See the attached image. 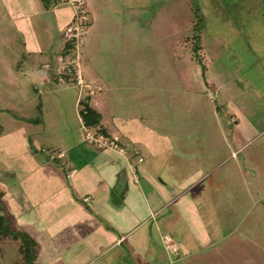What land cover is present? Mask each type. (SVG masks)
Returning <instances> with one entry per match:
<instances>
[{
    "label": "crops",
    "instance_id": "1",
    "mask_svg": "<svg viewBox=\"0 0 264 264\" xmlns=\"http://www.w3.org/2000/svg\"><path fill=\"white\" fill-rule=\"evenodd\" d=\"M14 1L22 15L16 21L25 37L23 66L28 85L60 93L64 102L73 92L79 124L70 141L58 136L62 144L57 153L35 146L40 157L31 159L18 189L8 184L0 190L7 216L37 243V264H161V252L170 256L180 250L189 255L218 249L223 185L218 177L206 180L209 161L222 152L218 146L210 152L197 150L196 142L203 141L189 135L192 126L185 129L191 125L185 114L190 117L201 95L192 93L190 85L184 87L191 92L181 93L177 87L157 89L145 83L142 57L135 55L131 58L136 63L132 61L130 67L123 61L119 73L95 65L80 67L81 74L101 87V94L84 96L72 78L68 83L58 75L70 61L63 32L72 11L51 4L45 8L41 0ZM88 61L83 57L80 64ZM208 100L205 96L210 106ZM80 102L100 115L98 126L83 125ZM220 108L217 105L209 112L215 116ZM227 116L224 122L235 145L231 158L236 172L245 177L244 170L255 172L264 165V149L245 152L254 140L251 129L247 127L249 134H245L239 129L241 123ZM101 129L107 137L130 143V154L123 156L86 141V133ZM260 158L263 162L256 164ZM247 199L246 207L257 206L253 198ZM194 246L197 250L191 252Z\"/></svg>",
    "mask_w": 264,
    "mask_h": 264
},
{
    "label": "rangeland",
    "instance_id": "2",
    "mask_svg": "<svg viewBox=\"0 0 264 264\" xmlns=\"http://www.w3.org/2000/svg\"><path fill=\"white\" fill-rule=\"evenodd\" d=\"M41 2L48 7L44 0ZM86 2L90 23L79 55L89 61L79 67L84 70L98 66L119 73L123 61L131 67L132 61L136 63L131 57H142L145 83L157 89L170 86L181 93L201 95L202 100L195 103L190 117L185 114L184 119L191 122L185 129L192 126L189 135L194 141H203L196 142L197 150L210 152L218 146L222 152L221 157L209 161L206 180L208 183L218 177L223 185L224 206L217 218L218 249L189 255L181 250L170 256L161 252L160 263L264 264V165L258 166V171L254 168L255 172L244 170L245 177L236 172L231 158L235 145L224 122L227 115V120L232 116L241 123L240 131L249 134L246 129H251L254 140L245 152L264 149V0ZM56 5L71 10L73 15L69 5ZM21 17L14 0H0V190L8 184L18 189L23 174L33 163L31 159L40 157L35 146L48 147L49 153L55 154L62 144L58 136L70 141L79 127L73 92L67 94L64 102L60 93H46L28 85L23 66L27 56L25 37L16 21ZM197 21L199 32L194 30ZM69 49L65 47V54L71 58L75 52ZM43 71L48 72L45 68ZM64 77L66 82H72L68 75ZM83 78L90 81L85 75ZM189 85L191 91L186 88ZM205 96L210 106L204 101ZM131 102L128 98L127 103ZM217 105L221 110L214 116L209 108ZM174 129L176 133L177 128ZM259 162L256 164L263 159ZM235 187L237 191H233ZM247 198H253L257 206L246 207ZM19 246L18 240L0 239V264H23ZM221 249L226 253L221 255ZM196 250L194 246L191 252Z\"/></svg>",
    "mask_w": 264,
    "mask_h": 264
},
{
    "label": "built area",
    "instance_id": "3",
    "mask_svg": "<svg viewBox=\"0 0 264 264\" xmlns=\"http://www.w3.org/2000/svg\"><path fill=\"white\" fill-rule=\"evenodd\" d=\"M63 3L69 5L73 10L71 22L65 28V41L70 45V49L75 52V55L70 58V61L63 71L58 75L60 77L64 75L70 76L73 79L75 85L84 93L86 97H92L101 90L100 85L93 84L90 81H86L80 71V48L85 44L84 31L90 23V14L87 8L86 0H52V6ZM63 79V77H62ZM85 139L90 144L104 150H112L120 155L128 156L132 151L130 143H121L116 139L105 136L104 134L86 133ZM63 153H60L58 157H62ZM141 162L142 159L138 158ZM88 198L85 199L87 201Z\"/></svg>",
    "mask_w": 264,
    "mask_h": 264
},
{
    "label": "trees",
    "instance_id": "4",
    "mask_svg": "<svg viewBox=\"0 0 264 264\" xmlns=\"http://www.w3.org/2000/svg\"><path fill=\"white\" fill-rule=\"evenodd\" d=\"M46 4H51L52 0H44ZM194 30L199 32L200 30V21H197L194 25ZM194 38H198L197 35ZM70 47L69 45L66 46ZM81 109L79 110V115L82 119L83 125L91 128L99 125L100 115L90 108L86 103L81 104ZM27 121V120H25ZM104 133L103 129L100 130ZM0 193V198H1ZM11 238L12 240H18L20 242L19 250L21 261L23 264H34V258L37 254V246L35 241L25 232L18 230L12 221L8 218L6 210L3 206V203L0 200V239Z\"/></svg>",
    "mask_w": 264,
    "mask_h": 264
}]
</instances>
